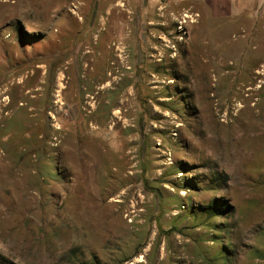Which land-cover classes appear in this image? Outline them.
I'll return each mask as SVG.
<instances>
[{
	"label": "rangeland",
	"instance_id": "obj_1",
	"mask_svg": "<svg viewBox=\"0 0 264 264\" xmlns=\"http://www.w3.org/2000/svg\"><path fill=\"white\" fill-rule=\"evenodd\" d=\"M228 3L0 0V264H264V0Z\"/></svg>",
	"mask_w": 264,
	"mask_h": 264
},
{
	"label": "crops",
	"instance_id": "obj_2",
	"mask_svg": "<svg viewBox=\"0 0 264 264\" xmlns=\"http://www.w3.org/2000/svg\"><path fill=\"white\" fill-rule=\"evenodd\" d=\"M206 4L209 6L212 12H218V9H220L219 5L221 7H226L228 5L229 0H205Z\"/></svg>",
	"mask_w": 264,
	"mask_h": 264
},
{
	"label": "bare ground",
	"instance_id": "obj_3",
	"mask_svg": "<svg viewBox=\"0 0 264 264\" xmlns=\"http://www.w3.org/2000/svg\"><path fill=\"white\" fill-rule=\"evenodd\" d=\"M115 7H120L121 5H119V3H117L116 5H114ZM114 9V8H113ZM120 12V11H119ZM120 15V14H119ZM89 52V51H88ZM5 92V91H4ZM9 103H10V100L8 99V102L7 103H5V104H2V103H0V106L3 108V107H5V106H7V105H9ZM12 105V104H11ZM25 104H22V106H24ZM8 107V106H7ZM3 116L1 115L0 116V118H2Z\"/></svg>",
	"mask_w": 264,
	"mask_h": 264
}]
</instances>
